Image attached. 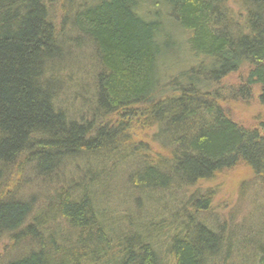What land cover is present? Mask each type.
Here are the masks:
<instances>
[{"label": "trees", "instance_id": "16d2710c", "mask_svg": "<svg viewBox=\"0 0 264 264\" xmlns=\"http://www.w3.org/2000/svg\"><path fill=\"white\" fill-rule=\"evenodd\" d=\"M227 2L0 0V264H163L162 212L168 264L231 263L211 194L179 201L238 166L264 185V115L223 109L264 108V0Z\"/></svg>", "mask_w": 264, "mask_h": 264}, {"label": "rangeland", "instance_id": "374dc122", "mask_svg": "<svg viewBox=\"0 0 264 264\" xmlns=\"http://www.w3.org/2000/svg\"><path fill=\"white\" fill-rule=\"evenodd\" d=\"M227 5L235 16L242 15L239 0H228ZM179 69L180 66L178 67ZM234 79L235 77L228 78L221 84L220 88L222 92L225 91V93L223 92L225 96L229 93L227 87L234 83ZM223 107L224 110L228 111L233 121L245 127L258 125L264 115V108L254 98L246 101L239 98L235 101L225 100ZM149 132L152 133V130ZM253 178L245 168L238 166L236 169L217 175L214 181L199 182L194 188L187 190L188 192L184 191L185 193L181 195L179 200L184 201L185 198L187 200L188 197L195 195L196 192L203 194L208 192L211 194L210 205L203 214L200 213L199 218L205 219L212 227H217V229L218 226L223 227V234L227 236V239L230 238L229 241L235 245L230 258L232 264H238L242 259L250 260L249 251L252 250L249 247L251 245L253 251L254 249L257 251L256 240L264 243V185L261 181ZM117 199L119 204L111 212L116 216L121 214L123 217H127L125 212L128 209V203H125L122 199L123 202L121 204V196ZM117 199L115 198L113 203L110 202L112 204L111 207L116 205ZM129 208L132 210L131 207ZM133 208H136L135 204H133ZM169 218V214L161 213L160 220L163 222L159 224H163L160 228L162 229L163 237L165 236L162 241L164 246H162L160 251V254L162 253L161 257H163L161 259L163 264H168L164 250L167 249L166 238L171 235L170 228L174 227L169 223Z\"/></svg>", "mask_w": 264, "mask_h": 264}]
</instances>
